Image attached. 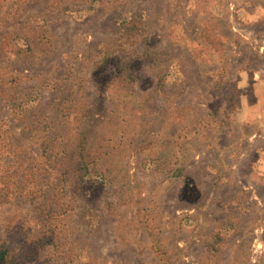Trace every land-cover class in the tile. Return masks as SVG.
Returning a JSON list of instances; mask_svg holds the SVG:
<instances>
[{"label": "rangeland", "instance_id": "rangeland-1", "mask_svg": "<svg viewBox=\"0 0 264 264\" xmlns=\"http://www.w3.org/2000/svg\"><path fill=\"white\" fill-rule=\"evenodd\" d=\"M0 264H264V0H0Z\"/></svg>", "mask_w": 264, "mask_h": 264}]
</instances>
